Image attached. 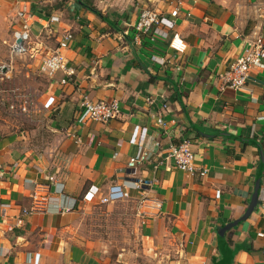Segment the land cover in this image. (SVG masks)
Masks as SVG:
<instances>
[{
    "label": "crops",
    "instance_id": "0c3cea01",
    "mask_svg": "<svg viewBox=\"0 0 264 264\" xmlns=\"http://www.w3.org/2000/svg\"><path fill=\"white\" fill-rule=\"evenodd\" d=\"M16 1L0 0V60L9 57L19 27ZM26 1L35 14L33 44L40 55L73 34L63 55L75 74L64 85L62 72L48 78L38 70L39 59L21 58L28 73L41 75L33 87L51 146L0 119V264H140L124 261L123 253L113 260L78 227L89 187L105 192L138 178H155L144 193L162 201L143 222L136 215L143 192L131 189L127 200L140 223L146 264H264V68H254L240 91L224 88L220 79L246 40L264 35V0ZM146 9L174 22L160 27L167 38L155 34L156 25L137 31ZM176 33L183 51L170 46ZM86 95L117 100L119 116L108 123L82 120ZM137 127L148 159L130 169ZM186 138L196 164L208 169L204 177L159 164ZM258 180L257 206L220 244L219 230L245 215ZM30 181L51 185L50 203L9 230L33 204L37 188Z\"/></svg>",
    "mask_w": 264,
    "mask_h": 264
},
{
    "label": "built area",
    "instance_id": "2783aa9c",
    "mask_svg": "<svg viewBox=\"0 0 264 264\" xmlns=\"http://www.w3.org/2000/svg\"><path fill=\"white\" fill-rule=\"evenodd\" d=\"M178 13L179 9L176 8L172 11L171 15L176 17ZM15 17L19 23V27L13 30V41L9 44L8 59L10 60V64H4L0 67V83L4 81L5 78H10L11 62L15 59L25 57L39 59L38 70L42 75L47 76L48 78H54L58 72H62L64 78L61 80V84L65 85L69 83L71 77L75 74V71L68 65V61L63 55V50L70 47L71 42L74 40L73 34L71 32L65 33L54 49H51L44 55H40L36 45L33 44V29L35 27L36 19L31 4L26 0H17ZM57 20V17L51 18L52 22ZM173 24V21L162 17L155 10L146 9L142 11L136 28L140 33H147L156 25L157 28H155V34L167 38V33L160 30V27L166 26L168 28H173ZM170 46L178 51L184 50L185 45L180 39L178 33L174 34L171 38ZM259 67L264 68V35L261 33L246 40V48L244 52L234 61L224 74L220 75L224 88L227 87L235 91L243 90L252 70ZM49 106H51V104H48L46 107ZM80 106L82 109L80 118L82 120L89 119L108 123L110 120L117 118L120 114V106L117 100H94L86 95L82 98ZM24 110H26V106H24ZM157 122L159 125L164 124L161 117L158 118ZM138 134L139 127L136 128L132 137V142L138 146V152L137 155L130 158L128 162V167L130 169H136L138 165L145 163L148 159V153L145 152V142L138 139ZM163 163H165V166L167 165V168L173 167L191 175L204 177L208 173V169L199 167L196 164L193 142L189 138L184 139L178 145L170 147L166 156L159 162L160 165ZM1 175L2 172H0V176ZM49 181L52 184L56 183V179L53 175L49 177ZM155 182V178H138L132 182H128V186L112 185L105 192L100 191L98 187L91 186L85 192L83 199L87 203L94 201H99L102 204L115 203L129 200L131 198V189L141 190L143 195L136 202V215L141 220L143 219L144 222V219L146 220L148 215V209L161 210L162 208V201L154 199L144 193L145 189H150ZM31 183H34L37 188L32 195L33 204L30 208H24L22 210V213L14 219V223L9 226V230H13L14 227L23 226L25 223V217L46 210L50 203L49 195L51 193V185H44L35 182ZM2 207L3 216H5V210L8 205L4 204ZM63 210L68 211L70 208L65 207ZM259 236H264V233H259ZM31 258L32 255L29 254L28 260H32Z\"/></svg>",
    "mask_w": 264,
    "mask_h": 264
},
{
    "label": "rangeland",
    "instance_id": "374dc122",
    "mask_svg": "<svg viewBox=\"0 0 264 264\" xmlns=\"http://www.w3.org/2000/svg\"><path fill=\"white\" fill-rule=\"evenodd\" d=\"M11 63L13 70L10 78L0 83V119L8 126L11 123L26 130L32 138L40 140L41 146L49 147L51 139L48 138L49 133L46 135L44 131L46 118L41 113L40 93L33 87V81L41 75L28 73L25 61L19 58ZM4 64H10L8 55L0 60V67ZM83 205L78 227L85 240L98 245L113 260L123 253L128 256L124 260L128 263L130 259L140 264L148 262L149 256L145 252L146 246L140 234V223L133 202L102 204L94 201Z\"/></svg>",
    "mask_w": 264,
    "mask_h": 264
},
{
    "label": "water",
    "instance_id": "95a60500",
    "mask_svg": "<svg viewBox=\"0 0 264 264\" xmlns=\"http://www.w3.org/2000/svg\"><path fill=\"white\" fill-rule=\"evenodd\" d=\"M259 190H260V181L258 180L257 183H256V187H255L254 193H253L252 200H251V202L249 204L248 210L245 213V215L241 219H238V220L230 223L229 225H227L224 228H221L219 230L220 244H222L221 243V236L222 235H224L232 227H235L237 224L245 221L251 215V213L253 212V210L255 209V207L257 206V203H258ZM221 248H222L221 251H222L223 255L226 256V253H225L223 247H221Z\"/></svg>",
    "mask_w": 264,
    "mask_h": 264
}]
</instances>
